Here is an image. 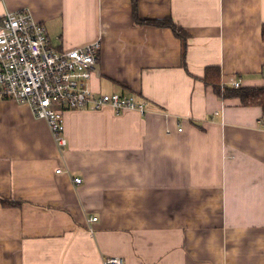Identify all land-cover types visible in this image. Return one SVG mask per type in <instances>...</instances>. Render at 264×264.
Listing matches in <instances>:
<instances>
[{
    "label": "crops",
    "instance_id": "1",
    "mask_svg": "<svg viewBox=\"0 0 264 264\" xmlns=\"http://www.w3.org/2000/svg\"><path fill=\"white\" fill-rule=\"evenodd\" d=\"M22 9L60 50L101 39L90 88L146 112L67 111L60 150L29 104L0 100V264H264L263 110L203 79L264 85V0H138L186 48L132 0H0V17Z\"/></svg>",
    "mask_w": 264,
    "mask_h": 264
},
{
    "label": "built area",
    "instance_id": "2",
    "mask_svg": "<svg viewBox=\"0 0 264 264\" xmlns=\"http://www.w3.org/2000/svg\"><path fill=\"white\" fill-rule=\"evenodd\" d=\"M101 49L102 41L98 39L60 50L52 45L46 26L29 9L6 11L0 17V100L29 104L34 115L48 123L60 150L67 145V111L110 107L118 114L146 112L145 103L132 96L98 93L90 88ZM234 86L240 87V83L235 82ZM74 182L80 184L82 178L74 177ZM97 220V216L88 219L92 236ZM103 264H124V259L107 256Z\"/></svg>",
    "mask_w": 264,
    "mask_h": 264
},
{
    "label": "trees",
    "instance_id": "3",
    "mask_svg": "<svg viewBox=\"0 0 264 264\" xmlns=\"http://www.w3.org/2000/svg\"><path fill=\"white\" fill-rule=\"evenodd\" d=\"M132 1L133 15L136 22L170 28L174 34L182 40L184 48H186V40L189 35L182 27L178 26L171 18L159 20L141 18L138 12V0ZM262 37L264 39V26L262 29ZM203 79L207 86H211L214 89L218 97L238 98L244 106H260L264 115V85L259 87H235L224 85L221 83V69L219 66H209L206 69V74ZM3 202L7 204L14 203L7 200H3Z\"/></svg>",
    "mask_w": 264,
    "mask_h": 264
}]
</instances>
